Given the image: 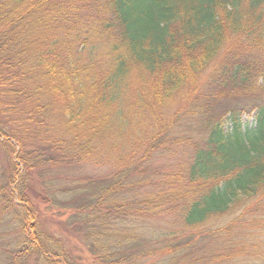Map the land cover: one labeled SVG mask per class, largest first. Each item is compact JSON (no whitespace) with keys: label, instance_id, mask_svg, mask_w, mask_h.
<instances>
[{"label":"trees","instance_id":"obj_1","mask_svg":"<svg viewBox=\"0 0 264 264\" xmlns=\"http://www.w3.org/2000/svg\"><path fill=\"white\" fill-rule=\"evenodd\" d=\"M0 145L20 253L46 249L33 170L92 164L116 168L82 205L102 264L129 236L172 241L166 261L264 264V0H0Z\"/></svg>","mask_w":264,"mask_h":264},{"label":"rangeland","instance_id":"obj_2","mask_svg":"<svg viewBox=\"0 0 264 264\" xmlns=\"http://www.w3.org/2000/svg\"><path fill=\"white\" fill-rule=\"evenodd\" d=\"M66 30L68 31V29ZM73 49L77 50V47L73 45ZM242 118L245 127L254 123L253 116L245 114ZM54 119L57 120V117ZM226 127H229V122L226 123ZM196 135L199 136V133L197 132ZM9 151L0 145V187L5 186L10 174ZM13 159L16 161V155ZM112 166L103 165L97 168L92 164H81L80 166L75 164L52 166L41 164L38 169H34L31 184L36 191L47 199L41 203L40 215L38 216L40 238L46 246L42 252L44 258L41 259L35 253L33 246L30 245L27 246L25 253H20L17 246L19 242L18 225L13 222L14 213H12L11 216L0 218V264H13L15 258V264H102L103 262L97 258V251L95 250V226L98 223L95 221V216L90 217L82 205L91 199L95 178H106L107 175L116 173V168ZM165 166L167 165L162 164V162L156 164L158 168ZM17 185L16 182L8 189L14 191L18 187ZM55 199L62 201L57 205L58 208L47 205L50 200L55 202ZM76 207L81 211L78 215L70 212L72 208ZM56 209L62 211L58 212ZM169 221L170 219H155L151 221V225L155 229H166L170 228ZM113 229L120 232L127 228L119 225L113 226ZM101 230L105 231L103 228ZM125 238L136 241L135 243L125 241L124 244L116 247L122 251L128 249V252H124L123 255H117V257L123 256V259L113 260L117 264H186L172 260L166 261L165 258L152 253L156 246L172 244V241L162 243V239L157 236L151 237L150 240L146 236ZM37 260L39 261L37 262Z\"/></svg>","mask_w":264,"mask_h":264}]
</instances>
